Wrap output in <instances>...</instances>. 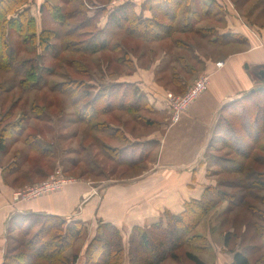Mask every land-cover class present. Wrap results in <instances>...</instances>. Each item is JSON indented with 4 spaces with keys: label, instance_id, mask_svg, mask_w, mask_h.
I'll return each mask as SVG.
<instances>
[{
    "label": "trees",
    "instance_id": "1",
    "mask_svg": "<svg viewBox=\"0 0 264 264\" xmlns=\"http://www.w3.org/2000/svg\"><path fill=\"white\" fill-rule=\"evenodd\" d=\"M49 1L51 0H45L36 13L33 11V6L31 7V0H0V70L21 75L19 84H23L24 89L44 87L48 83L50 72L44 54L57 53L58 47L54 42L56 38H60L62 52L84 56L125 50L127 59L118 58V62L123 63L132 61L129 50H126L127 44L123 40L130 41L135 49L144 46L148 48L155 41H165V44L170 46L168 50L170 54L164 64L167 68L171 66L173 76L180 86L179 92L183 93L195 80L188 81L186 76L182 77L176 70L177 65L172 66V61L175 55V62L180 64L187 74L196 71L194 66L188 64L189 60L185 53L194 46L188 38L200 37L219 46L242 44L252 48V41L243 32L244 30H234L232 29L234 27L229 25V12L226 11L225 4L220 3L221 0H125L115 6L108 4L97 8L92 15L88 14L89 5L84 0H64L75 5L67 14L59 11L60 17L57 21L63 27L60 31L45 28L43 22L41 25L39 23V19L42 21V11L48 8ZM101 17L105 19L104 25L98 26L102 21ZM209 20L216 21L218 25L209 23L199 26ZM221 28L224 30L222 31ZM177 33L186 36V39L178 38ZM120 34L124 37L117 41L116 38ZM13 36H16L25 48L27 45L33 47L32 56L22 58L19 48L12 40ZM196 55L193 53L194 57ZM82 70L83 77H72L57 82L53 84V89L69 98L79 121L88 124L91 128L103 129L98 119L110 112L136 113L147 108L155 110L150 97L140 89L138 82H114L104 89H99L96 84H92V80L86 78L88 66ZM256 75L258 87L246 92L241 98L221 110L214 131V140L207 147L199 163L205 169L208 168L205 162L208 150L214 149V146L215 150L219 147L217 142L214 143L215 139L221 140L223 145L235 153L236 158H244L246 162L235 169H240L244 165L245 170L247 161L251 156L252 158L255 156L253 155L255 152L263 153L262 158H257L264 160V84H260L263 80L261 81L257 72ZM136 117L140 118L141 115L136 114ZM159 123V120H151V118H147L146 121L148 126L156 124L159 126ZM108 126L110 129L113 125L108 122ZM3 139H0V143ZM39 140L36 135L30 136L26 141L27 148L45 155L51 153L52 151L42 147ZM146 141L145 146L157 144L154 140ZM134 143L131 144L134 149L129 147L132 150L137 146V142ZM124 149L128 148H118L114 158L129 166V169H134L133 167L138 168L141 162L149 157L153 148L138 155L132 151L129 153V149L128 151ZM208 156L214 159L212 166H218L222 157L214 154ZM141 174L140 172L133 176ZM262 175H264L262 170L252 171L253 211L258 208L256 203L263 202L264 199L259 194L264 191ZM209 192L215 193V190L210 186L205 187L200 197L185 201L184 208L180 212L175 213L165 209L164 217L160 221L147 226H133L127 240L118 226L97 218L93 236L82 254L83 264H166L168 259L177 260L179 264L177 250L189 244L191 240H204L211 248L208 239L204 236L191 234L198 222L214 207L215 198ZM30 215L39 216L43 220H40V224L35 222L26 224L22 221L29 216L20 215L21 217L12 218V225L21 226L23 238L14 245L8 244L1 264L70 263L71 257L66 251L73 246L74 241L81 239L86 233L89 234L87 222L81 219L68 221L51 214ZM257 215L260 217L259 214L253 216L257 217ZM257 232L264 243V224L257 225ZM228 243L226 240L224 246L226 247ZM251 249L253 256L261 247L252 245L249 248L233 251L230 264H250ZM194 252L189 250L184 252L185 260L189 264H210L201 256L202 251L199 248H194ZM96 254L99 255L98 258H95ZM256 264H264V253L256 260Z\"/></svg>",
    "mask_w": 264,
    "mask_h": 264
},
{
    "label": "rangeland",
    "instance_id": "2",
    "mask_svg": "<svg viewBox=\"0 0 264 264\" xmlns=\"http://www.w3.org/2000/svg\"><path fill=\"white\" fill-rule=\"evenodd\" d=\"M84 1L89 5H87L89 8L88 14L92 15L97 8H102L108 4L109 6H115L125 0ZM236 1L221 0L219 2L225 4L226 11L229 12L228 18L238 23L242 28L239 30H244L243 32L251 39L252 48L242 44L219 46L200 37L197 39L188 38L194 46L185 53L189 60L188 64L194 66L196 71L193 74H187L180 64L175 62V55H173L174 60L172 61V66L177 65L176 70L180 72L182 77L186 76L185 78L188 81L196 80L203 74H210L211 80L214 72L219 70L221 67L219 65L223 63V61H217L225 60L224 57L232 52H244L251 49L252 55L258 52L264 53V0H238V3ZM49 2L48 8L42 11L41 15L43 17L42 21L39 19V23L41 25V22H43L45 28L60 31L63 29L57 21L60 12L67 14L75 4L64 0H51ZM32 6L33 11L35 7L37 13L39 5L32 4ZM101 20L98 26L104 25L105 19L101 17ZM209 23H216V21H204L199 26L202 27ZM252 23L254 24L252 25ZM216 24L218 25V23ZM176 36L186 39V36L184 37L179 33ZM123 37V34H120L116 40L120 41ZM12 40L19 48L22 58L32 56L33 47L31 45H27L25 48L16 36H13ZM54 42L58 47L57 53L46 52L44 54L50 72L48 83L44 87L24 89V85L19 84L21 75L0 70V139L4 138L3 142L0 143V180L4 181V183L2 182L3 186L14 188V194L10 198L11 201L14 200L13 202L31 201L47 194L56 193L69 184L83 185L91 190L90 193L96 191L103 198L106 189L110 185L118 182L122 183L124 180L136 179V177L153 171L156 168L154 161L158 156L160 143L156 139L146 137L154 132L163 133L165 128L157 124L146 125L147 118L163 120L166 125L168 123V126L174 125L171 122L172 113L170 109H167L168 100L166 96L169 93L183 94V92H179L180 86L177 84L175 76H173L171 66L167 68L164 64L165 59L170 54L168 51L170 46L166 45L165 41H155L148 48L144 46L135 49L130 41L123 40L127 44L126 50H129L130 59L133 61L124 63L118 62V58L126 57L127 59L125 50L84 56L62 52L60 38H56ZM145 47L146 50L144 51ZM193 53L197 55L194 57ZM251 57L248 58L251 59ZM252 61V64L250 63L251 68L249 67L246 72L258 87L259 83L256 82L255 70L257 67L264 65V57H261L260 60L254 58ZM256 61L258 63H254ZM87 66L86 78L92 80V84H96L99 89H104L110 83L137 79L139 77L134 76L142 74L146 87L144 91L141 86H139L140 89L146 92L150 98H154L156 90L164 93L165 108L169 112L165 110V113H162L148 108V110L141 109L136 113L114 111L99 117L98 121L102 123L103 129L91 128L88 124L79 121L69 98L62 92L53 89V84L57 82L72 77H83L82 69ZM213 66H215V70H208ZM166 112L168 113L166 114ZM136 114H140L141 117H136ZM108 122L113 125L110 126V129H108ZM127 134L130 135L132 141L127 137ZM34 135L40 139L43 148L52 152L45 155L44 153L30 151L27 148L26 141ZM148 139L157 141V144L145 146ZM134 142H137V146H135V150H132L129 147L133 148L134 146L131 144H135ZM216 142L219 146L218 149L215 150L214 146V149L210 148L206 154L205 162L208 168L204 170V166H201L202 172L206 171L207 181L199 184L204 190L208 186L215 190V193L209 192L215 198L214 207L191 231L193 235L204 236L208 239L211 248L204 240L193 239L189 244L177 250V258L180 259L179 264H189L185 260L184 252L187 250L194 252V248H199L202 251L201 256L208 263L216 264V261L219 260L220 264H230L233 251L258 245L261 249H258L256 254L252 256V249L249 252L250 264H256V260L264 253V243L257 232V225L264 224V199L263 202L256 203L258 208L255 211L258 212L253 211L252 171L256 169L264 171V160L257 158H262L263 153L255 152L253 154L255 156L253 158L251 156L247 161L245 170L244 165L240 169H235L246 162L244 158H236L235 153L230 151L226 145H223L221 140L215 139L214 143L216 144ZM151 147L153 149L150 151L149 157L142 161L138 168L129 169V166L114 158V153L118 148H128L129 151L128 149L124 150L129 153L132 151L138 155L147 152ZM209 154L222 157L219 160L220 163L217 164L218 166H212L214 165L212 164L214 159L210 158ZM143 168L144 171H142ZM140 172L141 175L133 176ZM56 173L67 180L63 187L33 197L16 196V192L39 186L51 179ZM166 174H161V171H159L158 175H152V177L165 175L163 178L160 177V180H163L164 183L169 181L164 179ZM161 181L154 183L160 186L163 184ZM199 185H197V190L201 189L202 191V187ZM194 186H190V188H194ZM0 191L2 192V189ZM259 194L264 198V191ZM4 201V198H0V205ZM30 214L32 213L26 214L29 217H25L22 223L24 221L26 224L29 222L39 223L40 220H43L39 216L32 217ZM252 214H259L260 217ZM12 218L6 221L7 224L5 222L7 227L5 226L4 231H1L0 256L2 258L0 264L3 261L8 244L10 246L14 245L23 238L21 226L12 225ZM85 218L87 219L89 234L86 233L81 239L74 241L73 246L66 251V254L71 257L68 264H83L84 262L82 254L93 236L94 226L96 225L95 218ZM226 240L229 243L225 247L224 242ZM98 257L99 255L96 254L95 258ZM177 263L178 261L174 259L166 261V264Z\"/></svg>",
    "mask_w": 264,
    "mask_h": 264
},
{
    "label": "crops",
    "instance_id": "3",
    "mask_svg": "<svg viewBox=\"0 0 264 264\" xmlns=\"http://www.w3.org/2000/svg\"><path fill=\"white\" fill-rule=\"evenodd\" d=\"M31 1L32 4L39 6L45 2V0ZM234 23L229 18V25L234 27L232 29L239 30V24L234 26ZM251 51L250 49L244 52H232L224 57L225 60L217 61H223L219 65L220 69L214 72L205 92L182 114L180 121L168 126V123L166 125L165 121L159 120V126L165 128L164 132H154L146 137L156 139L160 143L158 156L154 161L156 168L136 179L110 185L103 198L96 191L90 193L91 190L83 185L69 184L56 193L31 201L13 202L14 200L11 201L10 198L14 194V188L3 186L4 181L0 180V190L2 189L0 198L5 199L0 205V237L8 219L18 215L38 213L57 215L68 221L81 219L86 222L85 217L89 219L93 217L95 220L104 219L118 226L127 240L133 226H147L160 221L164 217L165 209L175 213L182 211L185 201L198 198L204 192L199 184L207 181L206 171L202 172L199 163L213 141L221 110L229 103L241 98L246 92L256 88V83L246 70L251 68L254 58L260 60L264 57V53L258 52L252 55ZM263 66L257 67L255 74ZM208 70H215V66ZM134 77L139 78L130 81L138 82L144 90L146 87L144 76L138 74ZM262 82L260 84H264V81ZM154 95V98H150L151 102H154V109L162 113H165V110L168 111L169 107L165 108V94L156 90ZM129 136L127 134L132 141ZM159 171L161 174L167 173L164 179L169 181L163 183V180H160V177L163 178L165 175L152 177V175H158ZM160 181L163 184L155 185L154 182ZM197 185L202 187V191L197 190ZM1 258L0 256V262ZM216 264H220L219 260Z\"/></svg>",
    "mask_w": 264,
    "mask_h": 264
},
{
    "label": "built area",
    "instance_id": "4",
    "mask_svg": "<svg viewBox=\"0 0 264 264\" xmlns=\"http://www.w3.org/2000/svg\"><path fill=\"white\" fill-rule=\"evenodd\" d=\"M210 84V74H203L193 81L188 90L181 94H167L168 106L172 113L171 122L175 124L181 119L182 114L188 107L207 89ZM67 183L59 173H56L51 179L36 187H31L23 191L16 192V196L33 197L47 191L57 190Z\"/></svg>",
    "mask_w": 264,
    "mask_h": 264
},
{
    "label": "water",
    "instance_id": "5",
    "mask_svg": "<svg viewBox=\"0 0 264 264\" xmlns=\"http://www.w3.org/2000/svg\"><path fill=\"white\" fill-rule=\"evenodd\" d=\"M257 74L264 81V66L257 71Z\"/></svg>",
    "mask_w": 264,
    "mask_h": 264
}]
</instances>
